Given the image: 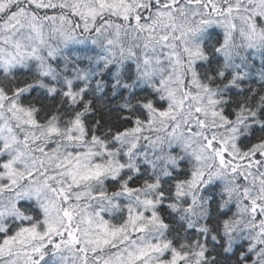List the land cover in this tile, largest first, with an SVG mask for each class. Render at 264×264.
<instances>
[{"label": "snow or ice", "instance_id": "6c2138e0", "mask_svg": "<svg viewBox=\"0 0 264 264\" xmlns=\"http://www.w3.org/2000/svg\"><path fill=\"white\" fill-rule=\"evenodd\" d=\"M0 264H264V0H0Z\"/></svg>", "mask_w": 264, "mask_h": 264}, {"label": "trees", "instance_id": "16d2710c", "mask_svg": "<svg viewBox=\"0 0 264 264\" xmlns=\"http://www.w3.org/2000/svg\"><path fill=\"white\" fill-rule=\"evenodd\" d=\"M106 118H109V119H113V120H116L117 118L115 117V115L113 114L112 117H106Z\"/></svg>", "mask_w": 264, "mask_h": 264}]
</instances>
